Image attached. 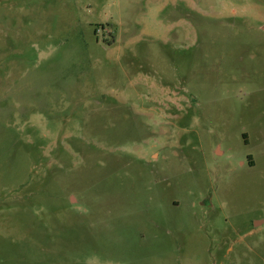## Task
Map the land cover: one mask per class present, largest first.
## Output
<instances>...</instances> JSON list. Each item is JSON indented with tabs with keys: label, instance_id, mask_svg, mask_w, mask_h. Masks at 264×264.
<instances>
[{
	"label": "rangeland",
	"instance_id": "obj_1",
	"mask_svg": "<svg viewBox=\"0 0 264 264\" xmlns=\"http://www.w3.org/2000/svg\"><path fill=\"white\" fill-rule=\"evenodd\" d=\"M0 264H264V0H0Z\"/></svg>",
	"mask_w": 264,
	"mask_h": 264
}]
</instances>
